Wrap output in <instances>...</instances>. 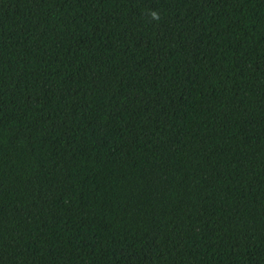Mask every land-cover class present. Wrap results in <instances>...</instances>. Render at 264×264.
Masks as SVG:
<instances>
[{
    "label": "trees",
    "instance_id": "16d2710c",
    "mask_svg": "<svg viewBox=\"0 0 264 264\" xmlns=\"http://www.w3.org/2000/svg\"><path fill=\"white\" fill-rule=\"evenodd\" d=\"M0 264H264V0H0Z\"/></svg>",
    "mask_w": 264,
    "mask_h": 264
},
{
    "label": "clouds",
    "instance_id": "9594fccd",
    "mask_svg": "<svg viewBox=\"0 0 264 264\" xmlns=\"http://www.w3.org/2000/svg\"><path fill=\"white\" fill-rule=\"evenodd\" d=\"M155 15V14H154Z\"/></svg>",
    "mask_w": 264,
    "mask_h": 264
}]
</instances>
